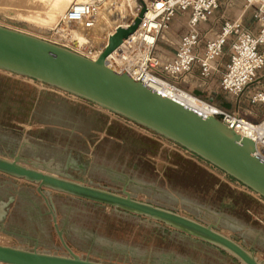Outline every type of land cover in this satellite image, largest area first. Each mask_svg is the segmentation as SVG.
Segmentation results:
<instances>
[{
    "label": "rangeland",
    "instance_id": "374dc122",
    "mask_svg": "<svg viewBox=\"0 0 264 264\" xmlns=\"http://www.w3.org/2000/svg\"><path fill=\"white\" fill-rule=\"evenodd\" d=\"M66 1L62 15L74 0ZM107 1L102 0L100 6ZM135 1L139 5V1ZM55 5L56 0L45 1L43 6L36 7L0 6V26L65 46L83 56H94L99 45L77 50L73 43L60 39L58 31L67 27H63L62 16H56ZM254 12L253 7L245 8L244 0H236L235 8L227 16L241 18L255 31ZM133 13L135 10L129 17ZM184 21L174 22L178 34L184 30ZM141 51L138 56L131 49L125 64L138 60L134 61L135 65L145 66L143 61L148 55L144 56L143 49ZM153 52L157 53L160 64L170 55L172 46L165 44L158 35ZM224 59H227L226 55ZM148 68L151 67L148 65ZM260 75H263L264 84V70ZM170 83L193 96L199 91L202 94L199 99L205 100L208 85L199 77L193 79L188 75ZM212 94L214 103L230 105L218 91L213 90ZM227 109L251 122H260L264 117V105L252 107L244 96L240 108L230 105ZM50 120H60L63 125L43 123ZM23 141L39 146L42 158H47L43 152L48 149L61 156L58 161L62 166L72 162L73 169L68 168L69 172L82 177L88 185L119 192L128 178L129 191L136 200L203 223H216L214 215H220L217 211H221L229 221L221 222L218 231L246 249L253 248L257 259L264 261L262 197L193 153L127 118L29 77L0 70V151L8 152L14 145L17 150ZM23 152L31 154V148L25 145ZM6 179L17 185L16 205L9 217V229L24 236L38 237L44 245L39 250L65 254L36 185L0 173L1 196L10 190ZM48 191L64 239L78 255H87L91 248L89 256L96 261L149 264L151 259L154 263L165 264L171 251L182 256L193 255L196 251L188 240L170 234L169 230L174 229L163 223L108 205ZM153 223L169 230L157 228ZM227 223L234 229L225 228ZM0 244L33 247L17 244L5 234H0ZM127 250L129 255L126 256ZM175 258V262L181 260Z\"/></svg>",
    "mask_w": 264,
    "mask_h": 264
},
{
    "label": "water",
    "instance_id": "95a60500",
    "mask_svg": "<svg viewBox=\"0 0 264 264\" xmlns=\"http://www.w3.org/2000/svg\"><path fill=\"white\" fill-rule=\"evenodd\" d=\"M141 9L130 27L110 37L96 59L49 41L0 26V70L23 75L51 87L85 99L112 113L158 134L193 153L264 199V160L254 155L255 143L241 136L214 116L205 117L135 80L126 71H115L105 59L115 45L127 37L140 23L146 12ZM199 94L198 91L195 92ZM229 108V104H222ZM60 121V120H59ZM45 121L48 125H63ZM74 130L71 131V134ZM28 145L31 154L23 148ZM0 151V173L23 179L36 185L51 216L55 232L65 254L59 255L33 247L0 244V262L7 264H110L75 253L66 243L50 203L48 190L90 202L108 205L116 210L144 216L165 224L186 235L204 240L232 255L241 264H264L252 248L246 249L236 240L218 231L222 217L216 223H203L174 211L136 200L129 191L130 180L119 192L85 183L62 166L55 151L23 141L16 150ZM2 212V209H0ZM4 213V212H3ZM3 213L0 215H3ZM4 230V227L2 228Z\"/></svg>",
    "mask_w": 264,
    "mask_h": 264
},
{
    "label": "built area",
    "instance_id": "2783aa9c",
    "mask_svg": "<svg viewBox=\"0 0 264 264\" xmlns=\"http://www.w3.org/2000/svg\"><path fill=\"white\" fill-rule=\"evenodd\" d=\"M142 1L146 12L141 20L142 31L139 36L144 38V33L154 34L150 49L145 54L148 56L143 61L145 66L140 65L143 72L168 83H175L188 75L193 79L201 78L208 85L203 102L213 107L212 116L229 128H254L255 143L257 142L259 150L264 148V117L260 122H251L237 112L214 103L213 89L210 86L211 80L217 76L216 89L231 106L240 108L243 96L252 107L264 105L263 75H260L264 70V0H244L246 9H255L252 17L257 24L255 31L246 26L241 18L227 16L235 8L236 0ZM101 3L102 0H74L65 13L64 21H85L90 26ZM140 9L139 3L138 11ZM149 10L153 12L152 18H146ZM181 16H185L187 22L184 30L178 34L177 30H172L171 23ZM158 35L165 44L172 46V52L160 64L157 53L153 52ZM225 55L227 62L223 65L220 60ZM151 61L155 63L152 64ZM143 79L144 74H139L135 80ZM194 97L201 98V92Z\"/></svg>",
    "mask_w": 264,
    "mask_h": 264
},
{
    "label": "bare ground",
    "instance_id": "6f19581e",
    "mask_svg": "<svg viewBox=\"0 0 264 264\" xmlns=\"http://www.w3.org/2000/svg\"><path fill=\"white\" fill-rule=\"evenodd\" d=\"M45 1L52 2L53 0H0V6H11L16 4L24 7H36L43 6ZM66 5V0H56V10L54 12H56V16L57 14L58 16H62L63 21L65 15L62 14ZM97 10L98 11L93 19L92 25L88 26L85 21L79 23H68L64 21L63 27L66 26L68 29L64 28L63 30L61 29L58 31V34H60V39H65L67 42L73 43L77 50H83L86 47L92 45H99V51H97L94 56H86L91 59H96L103 48L109 43L110 37L115 35L121 29V27H130L134 19L138 15V5L135 0H108L107 2H104V4H102V6H100ZM134 10L135 13H133V15L129 17L131 12H134ZM35 11L36 10L33 9V12ZM152 17L153 12L149 10L146 13V18ZM140 26L141 21L135 27L133 32H131L127 37H124L115 45L114 50L105 59V64L107 65V67L115 71H126L134 79H137V76L139 74H144V79L139 81L150 89L176 102L181 103L185 107L193 110L195 113H198L201 116L211 117V109L213 108L211 105L197 99L187 92L179 90L172 84L160 78L154 77L150 73L143 72V68H141L140 65L137 66L134 64V61L136 60H134L132 63L130 59V62L128 64H125V62L127 61H125V59H127L131 55V49L135 50L138 56V53L142 52L141 50L143 49L145 55L150 49V42L154 40L153 33H144V38L140 37L139 32L142 31ZM77 53L80 54V52ZM71 96L76 97L73 94H71ZM96 106L100 109L106 110L98 105ZM234 130L239 135L248 137L255 143L254 128L246 126L245 129L240 127ZM257 151L258 155L261 154L259 155V157L264 160V148H261L259 150V146L256 142L254 155H257ZM0 264L7 263L0 262Z\"/></svg>",
    "mask_w": 264,
    "mask_h": 264
},
{
    "label": "crops",
    "instance_id": "0c3cea01",
    "mask_svg": "<svg viewBox=\"0 0 264 264\" xmlns=\"http://www.w3.org/2000/svg\"><path fill=\"white\" fill-rule=\"evenodd\" d=\"M184 19L186 21H184ZM184 21L182 23V25L184 26L187 22V19L185 16H181L180 18L174 20L171 23V28L172 30H176V28L174 27V22L176 21ZM181 25V26H182ZM221 64H226L227 59L225 60L224 58H222L220 60ZM196 75L198 74V72L196 71L195 73ZM217 81H218V77H214L211 82H210V86L214 91H218L217 86ZM73 175V174H72ZM78 177V176H75ZM5 182H9V193L6 194L5 196H1L0 195V209H2V212L0 211V215L3 213V215L0 218V234H5L9 237H11L12 239H14L17 244H22L24 246L27 245H37L39 249H41L44 245L40 242L38 237H34L31 235L28 236H24L21 235L13 230L9 229V217L11 216L12 212H13V208L16 205V199H17V185L13 184L12 181L10 179H6ZM217 213H219L220 215L216 214L214 212V215L216 217V220L218 219V217H222V219L220 220L221 222H225V221H229L228 218L224 217V213L221 211H217ZM219 223V225H220ZM155 224L154 226L157 228H162V230H169L167 229V227L158 224V223H153ZM4 227V230H2V228ZM225 228L229 229V230H233L234 228H232L231 226L225 225ZM18 231L22 230L20 228H14ZM170 234H172L173 236H177L180 239H186L189 242H191L193 249L196 250L195 253L193 255H184L182 256L180 253H178L177 251H171V257L170 258H166L165 264H241L236 258H234L232 255H230L229 253H227L226 251L211 245L210 243L201 240L199 238H195L189 235H186L180 231L177 230H169ZM91 249V248H90ZM90 249L87 250L90 252ZM253 249V248H252ZM78 253H81L78 251ZM126 256L129 255L128 254V250L124 253ZM124 255V258H125ZM180 258L181 260L179 262H175L176 258ZM165 259V258H164ZM164 259L161 261L163 262ZM168 261V262H167ZM149 264H160L158 263H154L151 259L150 262H148ZM163 264V263H162Z\"/></svg>",
    "mask_w": 264,
    "mask_h": 264
},
{
    "label": "trees",
    "instance_id": "16d2710c",
    "mask_svg": "<svg viewBox=\"0 0 264 264\" xmlns=\"http://www.w3.org/2000/svg\"><path fill=\"white\" fill-rule=\"evenodd\" d=\"M231 178V177H230Z\"/></svg>",
    "mask_w": 264,
    "mask_h": 264
}]
</instances>
